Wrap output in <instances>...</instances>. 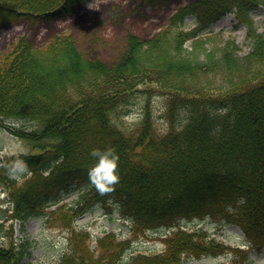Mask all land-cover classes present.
<instances>
[{"label": "trees", "instance_id": "trees-1", "mask_svg": "<svg viewBox=\"0 0 264 264\" xmlns=\"http://www.w3.org/2000/svg\"><path fill=\"white\" fill-rule=\"evenodd\" d=\"M84 1L0 0V26L75 14ZM262 6L264 0L183 6L149 39L129 32L125 53L111 64L86 58L68 33L41 45L20 38L0 57V126L25 149L1 162L0 184L9 206L0 203V221L44 216L65 195L91 185L76 206L54 210L49 222L70 226L96 205L116 204L139 236L183 218L225 215L245 233L249 252H261L264 33L252 15ZM228 13L246 26L252 46L244 56L235 40L226 41L219 53L205 47L204 32ZM188 17L195 20L192 29L185 28ZM141 91L166 97L163 129L157 128L149 102L130 129L119 123ZM18 122L22 125L8 124ZM109 148L118 156L119 180L102 193L89 170L97 160L92 151ZM240 174L254 183L239 184ZM232 207L234 218L226 212ZM89 237L84 230L72 232L61 264L124 262L131 240L106 234L92 251ZM225 251L235 254L225 264L250 262L248 251L218 243L204 231H178L163 254H138L126 264H182L184 257ZM0 264H20L16 249L0 245Z\"/></svg>", "mask_w": 264, "mask_h": 264}, {"label": "rangeland", "instance_id": "rangeland-1", "mask_svg": "<svg viewBox=\"0 0 264 264\" xmlns=\"http://www.w3.org/2000/svg\"><path fill=\"white\" fill-rule=\"evenodd\" d=\"M196 0H170L167 2L146 3L142 0H86L77 13L69 16L57 17L51 21L31 22L18 21L11 25L0 26V56L11 49L19 37L26 36L36 44H41L54 36L69 32L74 36L79 50L88 59H99L105 63L118 61L126 51L127 34L136 33L142 39H149L167 25L172 13L181 5ZM254 21L264 33V7L253 13ZM194 20L189 18L186 23L192 26ZM205 47L216 50L218 53L226 41L235 40L240 47L239 55L244 56L250 51L251 42L247 37L246 27L238 25L233 13L225 15L214 23L203 35ZM191 42H187L185 50L190 52ZM136 104L131 110L119 119L124 129H130L138 121L133 114L143 111L147 102L156 118L157 128L163 129L166 122L162 117L166 97L159 92L148 94L145 91L136 94ZM21 126L22 123H15ZM23 150L22 143L8 131L0 127V163L7 156ZM86 188H80L65 196L64 204L73 206L80 200ZM0 200L7 204V198L1 193ZM3 191V190H2ZM180 225L187 229L203 228L216 240L233 246L247 245L245 236L236 225L228 224L226 219L205 217L203 219L182 220ZM74 226L88 229L96 239L108 232H115L121 239L131 237L132 223L125 219L120 210L115 207L112 211L96 206L92 211L79 217ZM14 241L24 256L21 264H59L68 244V229L50 227L46 218L29 219L25 225L13 223ZM11 227L9 223H0V243L8 246ZM164 231L150 232L132 244L127 251L126 259L137 253L160 252L163 247ZM231 255L208 256L201 259L184 260L182 264H221L229 261ZM251 264H264V250L261 253L251 254Z\"/></svg>", "mask_w": 264, "mask_h": 264}, {"label": "clouds", "instance_id": "clouds-1", "mask_svg": "<svg viewBox=\"0 0 264 264\" xmlns=\"http://www.w3.org/2000/svg\"><path fill=\"white\" fill-rule=\"evenodd\" d=\"M92 155L97 157L96 163L89 170L90 179L100 192L112 191V185L119 180L117 169L118 156L113 149H94ZM241 197V202H243Z\"/></svg>", "mask_w": 264, "mask_h": 264}, {"label": "bare ground", "instance_id": "bare-ground-1", "mask_svg": "<svg viewBox=\"0 0 264 264\" xmlns=\"http://www.w3.org/2000/svg\"><path fill=\"white\" fill-rule=\"evenodd\" d=\"M199 0H196V1H194V2H189V3H186V4H184V5H181L180 7H178L176 10H175V12H177L181 7H183V6H187V5H190V4H193V3H195V2H198ZM262 7H264V6H262ZM261 8V7H260ZM254 12H256V10L254 11ZM234 14V13H233ZM234 16H235V14H234ZM189 18H192V17H189ZM236 18V17H235ZM193 20H194V18H192ZM237 20V19H236ZM193 23H195V20H194V22ZM237 177H238V182H239V184H244V183H246V182H249V184L250 183H254V180H253V178H251V177H249V176H247V175H245V174H240V175H237ZM234 211V208L232 207V208H230L229 210H227L226 212L228 213H230L231 215H233V216H231L230 214V216L231 217H235V212H233Z\"/></svg>", "mask_w": 264, "mask_h": 264}]
</instances>
